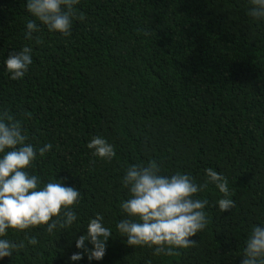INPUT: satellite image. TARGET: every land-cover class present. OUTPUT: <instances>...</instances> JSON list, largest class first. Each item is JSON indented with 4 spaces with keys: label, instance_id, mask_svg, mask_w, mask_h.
<instances>
[{
    "label": "trees",
    "instance_id": "obj_1",
    "mask_svg": "<svg viewBox=\"0 0 264 264\" xmlns=\"http://www.w3.org/2000/svg\"><path fill=\"white\" fill-rule=\"evenodd\" d=\"M26 3L0 0V110L22 121L29 143L53 145L32 174L80 190L81 227L100 213L113 231L101 261L76 264H241L250 226L264 223V22L247 15L248 0H81L86 19L72 35L41 26L40 44L24 36ZM26 44L33 64L13 81L4 61ZM97 135L115 146L110 163L87 147ZM150 160L201 184L213 168L234 193L225 213L214 185L200 193L208 226L170 256L128 246L115 227L125 170ZM85 232L38 228L35 247L10 234L25 247L0 264H70Z\"/></svg>",
    "mask_w": 264,
    "mask_h": 264
},
{
    "label": "clouds",
    "instance_id": "obj_2",
    "mask_svg": "<svg viewBox=\"0 0 264 264\" xmlns=\"http://www.w3.org/2000/svg\"><path fill=\"white\" fill-rule=\"evenodd\" d=\"M80 4L81 0H27L26 11L31 18L26 21L25 38L42 43V38L34 35L40 33L41 26L50 33L70 37L74 21L86 19L78 12ZM248 4L247 15L258 24L264 22V0H248ZM32 64L31 44L4 61L5 72L13 81H22ZM28 141L22 121L0 110V261L25 247L24 240L14 241L10 234H24L27 244L35 247L40 241L30 233L38 228L48 236L86 228L85 234L76 239L75 246L80 251L70 256V264L85 256L90 262L101 261L114 235L112 229L100 213L81 227L77 211L82 202L80 190L56 177L45 183L32 174L37 159L45 157L53 145L45 143L37 148ZM87 147L94 157L105 162L110 163L117 155L115 146L103 136L92 137ZM205 177L201 184L183 172L165 175L155 160L128 167L122 179L128 193L127 199L120 202L123 218L115 225L118 235L127 238L128 246L153 249L156 256H170L177 249L193 246L196 241L191 238L209 223V200L201 198L200 193L214 185L221 194L216 201L219 210L225 213L235 207L228 178L213 168L205 170ZM244 244L241 264H264V223L250 226Z\"/></svg>",
    "mask_w": 264,
    "mask_h": 264
}]
</instances>
